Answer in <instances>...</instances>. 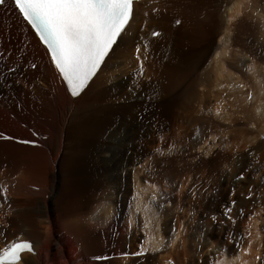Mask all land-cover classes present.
Listing matches in <instances>:
<instances>
[{
  "label": "bare ground",
  "instance_id": "6f19581e",
  "mask_svg": "<svg viewBox=\"0 0 264 264\" xmlns=\"http://www.w3.org/2000/svg\"><path fill=\"white\" fill-rule=\"evenodd\" d=\"M0 132L19 264H264V0L137 1L75 97L7 0Z\"/></svg>",
  "mask_w": 264,
  "mask_h": 264
},
{
  "label": "snow or ice",
  "instance_id": "6c2138e0",
  "mask_svg": "<svg viewBox=\"0 0 264 264\" xmlns=\"http://www.w3.org/2000/svg\"><path fill=\"white\" fill-rule=\"evenodd\" d=\"M6 2L0 0V6ZM12 3L46 46L55 68L74 97L89 84L134 15V0H12ZM151 35L157 37L160 33L154 31ZM144 48H147L146 44ZM140 52L141 48L137 46L138 60ZM36 67L32 65L33 69ZM9 71L14 73L20 69ZM237 179L243 180V173ZM192 194L196 195L195 192ZM252 196L249 187L245 198L252 199ZM231 210L227 208L225 215ZM33 251L30 241L17 239L0 249V264H19L23 253Z\"/></svg>",
  "mask_w": 264,
  "mask_h": 264
},
{
  "label": "rangeland",
  "instance_id": "374dc122",
  "mask_svg": "<svg viewBox=\"0 0 264 264\" xmlns=\"http://www.w3.org/2000/svg\"><path fill=\"white\" fill-rule=\"evenodd\" d=\"M155 32H157V31H155ZM155 38V37H154ZM33 65V64H32ZM15 120H16V118H15ZM36 136V134H33V137H35ZM93 260H95V259H93ZM87 261H88V259H87Z\"/></svg>",
  "mask_w": 264,
  "mask_h": 264
}]
</instances>
